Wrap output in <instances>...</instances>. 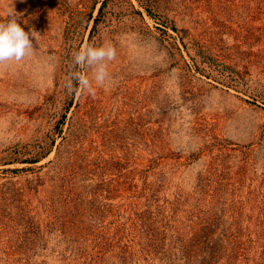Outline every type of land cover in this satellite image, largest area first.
Masks as SVG:
<instances>
[{
	"label": "rangeland",
	"instance_id": "374dc122",
	"mask_svg": "<svg viewBox=\"0 0 264 264\" xmlns=\"http://www.w3.org/2000/svg\"><path fill=\"white\" fill-rule=\"evenodd\" d=\"M102 1L0 0V264H264V0Z\"/></svg>",
	"mask_w": 264,
	"mask_h": 264
},
{
	"label": "clouds",
	"instance_id": "9594fccd",
	"mask_svg": "<svg viewBox=\"0 0 264 264\" xmlns=\"http://www.w3.org/2000/svg\"><path fill=\"white\" fill-rule=\"evenodd\" d=\"M19 15L12 12L6 22H0V69L8 66L10 62H20L31 57L34 47L30 36L36 39L35 31L26 32L18 23ZM116 49L111 42L97 47L85 44L78 51L73 52V63L81 69H91V79L85 72H74L66 79L64 87L69 94L76 92L95 95L93 81L97 87H103L111 79L108 71L109 62L115 60ZM75 82V83H74Z\"/></svg>",
	"mask_w": 264,
	"mask_h": 264
},
{
	"label": "trees",
	"instance_id": "16d2710c",
	"mask_svg": "<svg viewBox=\"0 0 264 264\" xmlns=\"http://www.w3.org/2000/svg\"><path fill=\"white\" fill-rule=\"evenodd\" d=\"M105 3H106V0L102 1L101 5H100V7H99V13H98V15H97L96 17L93 18V24H92V28H91V33H93V31L97 28L98 21H99V19H100V16H101V13H102V9H103ZM146 11L148 12V14L151 15V11H150V9H147V8H146ZM91 18H92V14H89L88 21H90ZM173 28H175V27H173ZM228 84L231 85V83H228ZM231 86H237V85H233V84H232ZM37 160H38V159H37ZM37 160L35 159L34 161H37ZM31 162H33V161H31Z\"/></svg>",
	"mask_w": 264,
	"mask_h": 264
}]
</instances>
